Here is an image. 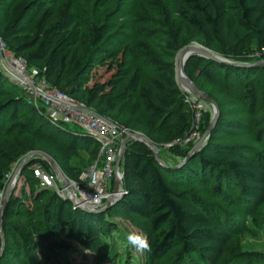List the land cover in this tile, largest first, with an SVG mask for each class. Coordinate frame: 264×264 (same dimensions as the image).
<instances>
[{
	"label": "trees",
	"instance_id": "trees-1",
	"mask_svg": "<svg viewBox=\"0 0 264 264\" xmlns=\"http://www.w3.org/2000/svg\"><path fill=\"white\" fill-rule=\"evenodd\" d=\"M16 1L0 0V38L7 50L22 58L28 67L37 68L51 86L130 131L141 130L158 145L160 156L164 152L158 144L160 139L173 141L189 130L191 118L183 100L184 92L167 74L175 54L184 46L180 33L176 38L171 32L175 30L173 27L168 28L164 43L167 60L162 61L151 53H143L140 47L139 53L131 44L124 43L133 40V36L124 35L118 29L116 12L110 11L106 14L108 20H101L94 10L98 18L93 21L87 17L90 11L84 9L80 0L67 1L65 7L58 9V0H29L12 11ZM230 1L233 7L228 4ZM95 2L98 9L108 0ZM164 8H158L163 19L192 28L198 42L206 49L237 63L264 59V0H168ZM232 9L236 10V15ZM81 24L87 25L86 32ZM237 24L251 37L239 31L232 33ZM83 37L89 41L87 49L81 48ZM250 38L254 40L253 47ZM132 58L136 65L133 69L127 65ZM95 64H106L111 71L102 87L86 85L89 67ZM144 71L152 78H144ZM185 74L217 102L220 111L229 108L226 115L229 120L226 121L221 112L205 146L180 169L174 170L173 164L159 165L151 149L140 141L130 140L125 144L124 193L108 210L120 214L144 232L149 245L147 264H156L171 251L177 257L175 264H186V258L196 264H219L231 235L211 217L209 201L204 199L203 193L209 194L213 177L218 179L217 183L223 179L233 188L218 193L221 200L230 205H238V197L233 195L236 189L246 202L257 203L264 194V139L260 138L264 130L252 138L258 149L252 156L241 151L252 150L251 145L241 149V145L221 142L227 137L250 136V115L257 102L264 104V65L243 67L191 56L185 63ZM105 87L111 89V94L103 92ZM18 94L0 73V142H4L3 137L15 134L18 145L25 144L23 153L28 148L49 155L54 152L64 174L77 179L79 172L95 159L98 144L86 136L52 126ZM262 105L259 108L264 113ZM26 114L27 119H23L22 115ZM7 121L11 125L3 129ZM240 123L244 127L242 131L222 129L231 124L238 127ZM22 135L25 139L19 142ZM57 137L61 143L56 142ZM175 149L181 157L189 151V147L176 145L169 151ZM8 152L6 160L0 163V192L4 188L5 174L17 161L10 154L20 155L22 150L17 152L16 148ZM81 152L89 154V158L79 167L74 157ZM36 161L49 168L45 160L33 158L20 176L29 174L39 185L31 171ZM47 191L39 192L33 201L36 203ZM21 194V197L13 194L9 198L3 213L5 247L0 264H42L32 239L44 234L72 240L99 256L102 221L98 215L101 214L73 210L68 202L50 191L39 209L40 218L35 221L23 206L24 201L32 198L24 195L23 188ZM11 217L18 226L10 223Z\"/></svg>",
	"mask_w": 264,
	"mask_h": 264
},
{
	"label": "rangeland",
	"instance_id": "rangeland-1",
	"mask_svg": "<svg viewBox=\"0 0 264 264\" xmlns=\"http://www.w3.org/2000/svg\"><path fill=\"white\" fill-rule=\"evenodd\" d=\"M27 1L29 0L16 1V3H14L12 11H15V8L21 6ZM67 1L70 0H58L57 5L59 6L57 7V9L60 8V6L65 7ZM80 1L83 4L84 9L90 11L89 14H87V17L93 19V21H95L98 17H100L101 20L107 19L106 14L109 15L110 11L116 12L118 14V29H120V31L124 35L127 34L128 36H133V40H126V42L124 43L131 44L134 49L136 48V52H139L138 47H140V51H142L143 53L148 52L151 53L153 57H157V59H160L162 61L167 60V57L165 56L167 55V52L165 51L168 50L164 48V43L166 42L165 39L167 38L166 35L168 34V28L171 30L172 27L173 29H175L174 32L171 30L174 37L178 36L180 33L181 37L183 38V47L189 45L201 46V44L198 42V36L192 28L186 27L185 25H180L179 23L174 21L171 22L168 19H163L164 17L158 13V8L163 7V9L165 10L164 4L168 3V0H108L107 4H105L104 6H100L98 9V4L97 2H95V0ZM228 4L233 7V1H230ZM94 10L98 11V13L96 14V12H93ZM231 12L236 15V10L232 9ZM95 14L98 17H95ZM93 16L95 18H93ZM84 17H86L85 14ZM81 27L83 28V31L86 32L88 28L87 25L81 24ZM137 28L140 29L139 32H137ZM239 28L240 27L237 24L232 28L231 32L234 33L235 31H239L241 35L245 37H251V34L249 32H246L245 30H243V28H240V30H238ZM82 41L83 44L81 45V48L87 49L86 43H89V41L86 40V37H83ZM250 42L251 46L253 47L254 40L251 39ZM178 52L179 51H177V53L175 54L172 66H170V68L167 70L168 76L175 81V84L177 86L178 84L175 77V59ZM213 53L222 56L217 52ZM127 65L130 66L131 69H133L132 67L136 66L133 58ZM110 72L111 71L108 70L106 64L102 66L95 64L94 66L89 67L86 75V85L89 87H102L108 79ZM194 75L195 73L193 74V76ZM142 76L146 79L152 78V75H150L147 71H144L142 73ZM3 78L8 85L13 86V89L20 94H18L20 97H23L25 103L29 104V98L20 90L19 87L6 75H3ZM103 92L111 94V89L109 87H105V89H103ZM248 102L249 100L247 99V103ZM260 105L262 104H259V102H257L254 108V113L250 115V126H252V132L250 136L243 135L239 137H227L226 140H221V142L241 145V149L249 147L251 145L252 150L245 151V149H243L241 151L246 156H252L253 153L258 150L257 144L252 143V138L256 134L264 130V113L262 112L263 110H260ZM262 108L264 109V104L262 105ZM228 109L229 108H222L220 111V113H223L226 121L229 120L228 116H226L229 111ZM212 114V106L208 103H205V111L203 113V118L201 121V129L204 126L206 128L208 122L212 117ZM22 117L23 119H27L28 115H22ZM146 117L147 116H145V118ZM245 117L247 119V116L242 115L243 119H245ZM122 122L123 121H121V123ZM9 125H11V122L7 121L3 129H5ZM12 125L14 124L12 123ZM62 128L69 132H81L80 128L70 124L62 125ZM131 129L133 130V128ZM222 129L232 132H239L242 131L244 127L243 124L240 123L238 127H235L234 124H231L228 126H223ZM131 132L144 135L141 130H133ZM222 134L223 133L221 132V135ZM14 135L15 134L9 136L8 138L3 137L4 142H0V163L6 160V155L9 153L8 151L12 149L17 148V152L22 150V153L20 155L19 153H17V155L10 154L11 156L15 157L17 161H20L29 152L37 150L28 148L26 152L23 153L26 149L23 148L25 144L18 145L17 141H15ZM260 138L264 139V135L261 134ZM23 139H25V136H20L19 142H23ZM56 139L57 143L62 142L59 137H57ZM168 142H164L162 138L160 139V141H158V144L162 147L163 144ZM205 144L206 143H204L203 146H205ZM262 145L264 147V141ZM186 147H189V150L191 149L190 146ZM81 153L82 154L80 156L74 157L75 164L79 167L85 165L88 162L89 158V154L85 152ZM177 153H179V150L177 149L173 151H169L168 149L164 150V152L161 153V156L163 158V161L167 165L173 164V166H176L179 165L186 157H181ZM49 156H51L56 162L61 164V161L59 160V157L56 153L53 152L52 155ZM185 163H183V165ZM182 166L173 169H180ZM262 167L264 172V160H262ZM217 181L218 179L213 177L209 183V187H211L212 191L210 190L209 194H203L204 199L209 201L211 217L226 229H228L231 235L230 242L225 246V250L222 258L219 261V264H264V194L259 196V200L257 203L246 202L241 193H239V190L236 189V192L233 195L234 197H238V205L233 206L223 202L218 195L219 192L226 190L228 191L229 189L232 191L233 188H229L223 179H221L220 183H217ZM22 188L24 195L32 198L31 201H24L23 206L27 208L26 210L31 213V217H33L36 221L40 218L39 209L46 200L48 196L47 193L50 191L48 190L46 194L35 203L33 201L34 197L39 192L45 189L37 185L35 181L30 178L29 174L20 176L17 186L15 187L14 195L21 197ZM184 189L190 191L195 190L191 187H185ZM192 192L197 193L195 191ZM231 211L233 213H231ZM98 214L101 215L99 216ZM97 215L98 219L100 218V220L102 221L100 229L101 246L99 256L81 248L72 240H67L59 236H49L48 234H44L37 235L32 239L33 247H35V250L40 257L42 264H147L146 250H137L136 248L127 245L124 240L125 235L129 232L138 233L145 237L144 232L139 227L135 226L130 221L120 216V214H116L110 210H105L103 212L97 213ZM24 220L25 219H23L22 222ZM10 223H12L14 226H18L15 218L11 217ZM3 224L4 222L2 221V230H4ZM176 259L177 257L175 252L171 251L164 259L158 261L156 264H175ZM186 264H196V262H194V260L192 259L186 258Z\"/></svg>",
	"mask_w": 264,
	"mask_h": 264
},
{
	"label": "built area",
	"instance_id": "built-area-1",
	"mask_svg": "<svg viewBox=\"0 0 264 264\" xmlns=\"http://www.w3.org/2000/svg\"><path fill=\"white\" fill-rule=\"evenodd\" d=\"M0 73L6 75L20 88L29 98V105L41 113L52 126L62 130H64L62 125L67 124L78 127L81 132H72L73 134L86 136L99 146L95 159L79 172L77 179H71L64 174L66 183L48 163L49 168L46 169L36 161L31 166V171L39 186L54 192L59 198L68 202L73 210L84 211L86 209L89 212H96L103 208L108 200H111V205L117 202L124 193L123 178L119 185L120 190L117 193L112 192L114 181L116 178H121L123 170L122 162L116 166L117 155L121 142L131 131L97 114L83 102L51 86L37 68L28 67L22 58L14 56L7 50L1 38ZM182 91L184 92V103L190 113V127L182 137L163 144L164 150L175 145L192 147L200 140L204 132L201 129V121L205 111V102ZM128 141L130 140L127 139L125 144ZM19 162L12 163L5 174L4 188L14 173L19 181L20 175L16 172ZM4 188L0 193L1 196Z\"/></svg>",
	"mask_w": 264,
	"mask_h": 264
},
{
	"label": "water",
	"instance_id": "water-1",
	"mask_svg": "<svg viewBox=\"0 0 264 264\" xmlns=\"http://www.w3.org/2000/svg\"><path fill=\"white\" fill-rule=\"evenodd\" d=\"M191 56H200V57H204L206 59L214 60L217 62H223L226 64H231V65H235V66H243V67L264 65V59L255 61L253 63H237V62H234L232 60L226 59L222 56H219V55L213 53L212 51L206 49L205 47L199 46V45H197V46L189 45V46H185L179 50V52L176 56V59H175V77H176V81H177L179 88L181 90L188 92L189 94H191L193 96H196V97L202 99L205 103L210 104L213 108V114H212V117H211L210 121L208 122V125L206 126L200 140L198 142H196L191 147V149L188 151V153H187L186 157L183 159V161L179 165L172 166V168H177V167L182 166L183 163H185L187 160H189L191 157H193L201 149V147H203V144L206 143V141L209 139L213 129L215 128L217 121H218V118H219V114H220V109H219V105L217 104V102L214 99H212L207 93H205L204 91L199 89L186 76V74H185V63L189 59V57H191ZM127 139L128 140H136V141H140V142L144 143L145 145L148 146L149 149H151V151L155 157V160L159 165L164 166V167H169L168 165L165 164L162 157L159 155V147L157 144H155L154 142L149 140L146 136L139 134V133H133V132L126 134L124 140L121 142L120 151L117 155L116 166H118L120 164V162H122V163L124 162V153H125L124 148H125V141ZM33 158L44 159L51 166V168L57 172V174L61 178V180L64 183H66L64 172L61 170V168L59 167L57 162L51 156H49L47 153H45L43 151H32V152H29L27 155H25L20 160V162L18 163L16 172L19 173V175H20L22 169L26 166L28 161L33 159ZM14 174H13L12 178L10 179V181L7 182V184L4 188V191L2 193V196H1V201H0V241H1L0 256L2 255V253L4 251V247H5V241H4L3 230H2L3 213H4V210H5V207H6V204L9 200V198L14 194L15 187H16L17 181H18ZM123 175H124V170H122L121 178L120 179L116 178L114 181V187H113V191H112L113 193H117L120 190L119 185L122 182ZM110 206H111V200H108L103 208L99 209L96 212H92V213L103 212L105 210H108L110 208ZM84 211L89 212L86 209Z\"/></svg>",
	"mask_w": 264,
	"mask_h": 264
},
{
	"label": "clouds",
	"instance_id": "clouds-1",
	"mask_svg": "<svg viewBox=\"0 0 264 264\" xmlns=\"http://www.w3.org/2000/svg\"><path fill=\"white\" fill-rule=\"evenodd\" d=\"M124 240L127 245L134 247L137 250H147L149 247L146 237L138 233L129 232L125 235Z\"/></svg>",
	"mask_w": 264,
	"mask_h": 264
},
{
	"label": "bare ground",
	"instance_id": "bare-ground-1",
	"mask_svg": "<svg viewBox=\"0 0 264 264\" xmlns=\"http://www.w3.org/2000/svg\"><path fill=\"white\" fill-rule=\"evenodd\" d=\"M195 46H197V45H195Z\"/></svg>",
	"mask_w": 264,
	"mask_h": 264
}]
</instances>
